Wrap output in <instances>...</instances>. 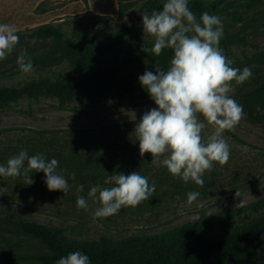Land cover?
<instances>
[{
    "label": "rangeland",
    "instance_id": "374dc122",
    "mask_svg": "<svg viewBox=\"0 0 264 264\" xmlns=\"http://www.w3.org/2000/svg\"><path fill=\"white\" fill-rule=\"evenodd\" d=\"M140 1L142 0H43L36 10V16H28L26 22L19 25L21 28L24 27L23 30L17 32L20 33L19 43L6 59L0 60V69H19L16 61L24 49L27 50V57H31L55 47L53 38H35L36 43H32L33 38L21 32L43 24L51 23L58 26L65 22L68 24L64 25L63 29L70 37L74 34H89L93 30L119 31L132 23H142V14L138 13L137 7L132 6L137 5ZM207 1L220 2L222 0ZM223 1L226 2L219 6L220 9L226 7V3H243L246 0ZM123 3L128 4L130 9L126 16L121 17L120 5ZM234 11V8H227V10L214 15L221 18L223 37L239 31L243 24L247 26L244 35L248 45L234 47L230 58L232 67L240 70L248 67L252 71L251 78L242 85H236L235 81L231 82L233 87L230 95L241 104L243 101L239 95L241 91L252 90L264 82V63H260L258 60L250 63L245 61V55L254 57L264 52V0L257 6L238 9L237 15L241 16L242 20L234 19ZM140 30L144 34L143 24L140 25ZM144 39L151 44L154 43V38L147 34H144ZM106 46L105 60L109 64L140 53L139 46L129 35H125L123 40L121 38L109 40ZM49 69L47 73L22 74L4 83L19 85L40 76L57 78L59 75L69 77L84 73L83 70L67 62ZM130 74L142 75L143 72L134 64L124 76L128 77ZM78 103L87 104L88 101L82 97ZM155 107H157L155 103L146 106H126L85 116L69 110H61L54 106L52 101L32 105L24 102L17 109L0 111V165H6L7 160L16 155L14 152L16 147L34 148L39 151L36 153L43 156L44 152L49 154V151H52L50 155H59L60 153L64 156L72 155L73 149L79 148L78 152L73 153H79L78 156H89L93 155L89 149L92 150L94 146H103L105 147L103 154L111 155L110 149H112L113 152L117 151L124 155L125 150L122 149V145L132 143L133 146L126 150L131 152L126 153L132 154L131 156L136 159L140 157V169L138 170V167L130 164L126 173L129 174L135 169L138 172H144L143 169L146 167L145 177L154 181L155 173L167 174V168L151 164L150 153H145L141 157L137 140L125 141V137L120 136L121 140L115 141L114 132L104 129L110 125L136 121L146 111ZM199 118L203 121L202 116ZM211 128V125L206 124L203 134H210ZM223 136L230 145L228 162L222 166L214 162L213 169L203 176V186H198L192 181L185 183L180 178L177 182L159 183L158 186L167 192V196L172 194L171 191L175 186L180 192H176L174 198L163 200L161 205L154 209L142 206L141 202L136 207L122 208L113 216L93 219L94 209L98 205L88 197V192L93 186L103 187L105 184L99 179L91 180L92 172L88 169L83 172L86 176L83 180L80 178L72 180L71 176L66 177L71 185L67 193L53 191L50 194L40 176H30L33 180L31 185L27 184L25 177L6 178L0 176V219H3L7 214L14 213L16 217L23 219H34L43 224L64 227L67 235L79 239L159 233L184 222L213 218L228 210L237 212L235 226L242 225L246 218L240 210L252 202L264 198V121L250 120L245 114L236 128L233 131H225ZM109 145L113 148L108 149ZM69 161H71L69 158L66 159L67 167H70L67 165ZM87 162L85 158L76 157L73 159V164L77 169L81 163ZM112 169L115 170V167ZM35 173L37 172H34L33 175ZM96 174H98L97 171L94 175ZM79 185H83V192H77ZM157 191L159 190L157 189ZM190 191L200 193L197 200L191 204L187 202V194ZM236 192L240 194L239 197L236 196ZM77 196H84L88 199L87 210L77 208ZM235 226L228 228L219 226L216 229V235L229 233L235 230ZM40 249L35 241L27 237L15 235L12 231L0 233V261L9 258L12 264H26L27 261L18 259L16 255L40 251ZM2 250L9 253L4 256ZM260 264H264V257L261 258Z\"/></svg>",
    "mask_w": 264,
    "mask_h": 264
},
{
    "label": "trees",
    "instance_id": "16d2710c",
    "mask_svg": "<svg viewBox=\"0 0 264 264\" xmlns=\"http://www.w3.org/2000/svg\"><path fill=\"white\" fill-rule=\"evenodd\" d=\"M261 1L263 0L230 2L220 9L219 6L226 1L189 0V7L198 18L203 12L214 15L227 8H234V19L242 20L241 16L237 15L238 9L257 6ZM164 2L165 0H142L132 6L137 7L136 10L140 14L145 12L151 14L154 10H162ZM129 9L128 4H121L120 16H126ZM66 24L68 23L55 26L48 23L21 32L32 38H53L55 42V47L52 49L30 57L34 66L32 73H47L52 66L66 62L83 70L84 73L69 77L59 75L57 78L40 76L19 85H7L4 82L24 73L19 69H0V111L17 109L24 102L32 105L52 101L54 106L61 110L91 116L112 108L146 106L155 103L138 82L140 75L124 76L134 64L143 73L146 70L155 72L156 65H159L162 70H167L173 57L171 49H164L159 56L142 50L143 47L153 46L144 39V34L140 30L142 23H132L119 31L93 30L89 34H74L71 37L63 29ZM246 28V24H243L239 31L229 33L220 40V47L229 59L234 47L248 45L244 35ZM17 34L20 35V33ZM125 35H129L137 43L140 53L109 64L105 60L107 41L120 38L123 40ZM255 60L264 63V52L254 57L245 55L246 63ZM239 95L243 98L241 105L248 118L258 122L264 121V82L252 90L241 91ZM82 97L88 101L87 104L78 103ZM138 121L139 119L110 125L104 130H112L115 141H120L121 136L125 137V141L133 142L136 140L133 131ZM130 146L133 144L122 145V149L125 150L124 155L117 151L113 152L110 149L113 146L109 145L111 155L103 154L105 147L94 146L92 150L89 149L93 154L89 156H78L79 153L73 152H78L79 148H75L72 155L64 156L61 153L50 155L52 151H49V154L44 152V157L49 161L53 158L58 159L57 171L65 178L75 173L76 178L83 180L86 178L83 172L89 169L92 172L91 180L99 179L100 182H104L114 172L127 174L126 169L130 164L140 169V157L136 159L131 156L132 154L126 153L131 152L126 151ZM22 150H27L30 156L39 152L34 148H14L16 155ZM76 157L85 158L88 162L81 163L77 169L73 164V159ZM65 158H69L71 161L68 163L73 165L67 163L70 166L67 167ZM113 167L115 170L112 169ZM141 168L143 169V166ZM96 171L98 174L94 175ZM143 171L146 173V167ZM144 172L139 173L145 176ZM33 173L30 174L31 177L40 176L45 182L43 172H37L34 175ZM19 177L24 178L23 175ZM154 177H156L154 181L149 179L148 181L150 185L155 184V192L151 200L141 203L142 206L151 209L159 207L163 200L174 198L175 193L180 192L175 186L171 191L172 194L167 196V192L158 186L159 183L177 182L179 177L174 178L169 172L155 173ZM106 186L111 185L103 187ZM49 193L52 194L53 191ZM240 212L246 219L245 223L239 226H235L237 212L228 210L213 218L184 222L159 233H141L121 237L101 236L97 239L71 237L67 235L64 227L43 224L34 219H23L10 213L0 219V233L12 231L13 234L27 237L39 245L40 251L16 255L18 259L27 261L26 264H55L62 256L73 251H81L88 255L91 264H260L261 258L264 257V198L245 206ZM219 226L223 228L235 226L236 228L229 233L217 236L216 229ZM8 253L2 250L4 256ZM0 263L12 264L9 258Z\"/></svg>",
    "mask_w": 264,
    "mask_h": 264
},
{
    "label": "clouds",
    "instance_id": "9594fccd",
    "mask_svg": "<svg viewBox=\"0 0 264 264\" xmlns=\"http://www.w3.org/2000/svg\"><path fill=\"white\" fill-rule=\"evenodd\" d=\"M142 24L144 34L154 38L153 46L142 50L159 56L164 49H171L173 57L167 70L156 65L155 72L146 70L138 77L157 105L146 111L134 128L139 155L150 153L151 164L166 167L174 178L179 177L185 183L192 181L203 186V176L213 169L214 162L221 166L228 162L230 145L223 134L233 131L245 115L243 106L230 95L231 82L242 85L251 78L252 71L231 66L232 61L220 47L224 35L221 18L208 12L198 18L189 7V0H165L162 10L142 14ZM17 31L14 25L0 23V60L6 59L18 45ZM32 43H36L35 38ZM16 62L22 73L34 71L26 49ZM206 124L212 128L210 134L204 135ZM57 168V159L49 161L42 154L30 156L27 150H22L10 157L6 165H0V176L23 175L31 185L30 174L43 172L49 191L67 193L71 185ZM75 178L72 173L71 179ZM104 184L111 186L96 185L88 192V197L98 205L93 219L107 218L122 208L149 201L156 189L138 171L114 172ZM77 192H83V185L77 187ZM199 196L198 191H190L187 202L191 204ZM76 206L87 210L88 199L77 196ZM55 264H91V261L83 252L73 251Z\"/></svg>",
    "mask_w": 264,
    "mask_h": 264
},
{
    "label": "crops",
    "instance_id": "0c3cea01",
    "mask_svg": "<svg viewBox=\"0 0 264 264\" xmlns=\"http://www.w3.org/2000/svg\"><path fill=\"white\" fill-rule=\"evenodd\" d=\"M42 2L43 0H0V23L14 25L19 32L24 29L19 25H23L28 16H36V10Z\"/></svg>",
    "mask_w": 264,
    "mask_h": 264
}]
</instances>
